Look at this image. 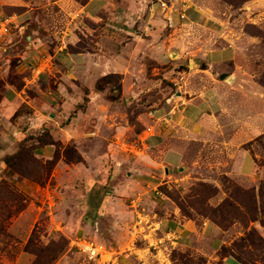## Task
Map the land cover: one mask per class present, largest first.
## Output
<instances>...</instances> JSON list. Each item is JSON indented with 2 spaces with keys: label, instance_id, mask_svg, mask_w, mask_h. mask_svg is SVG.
<instances>
[{
  "label": "rangeland",
  "instance_id": "rangeland-1",
  "mask_svg": "<svg viewBox=\"0 0 264 264\" xmlns=\"http://www.w3.org/2000/svg\"><path fill=\"white\" fill-rule=\"evenodd\" d=\"M173 1L176 0L159 1V4H164L160 5L162 10L169 12V19L175 9ZM180 1L183 0H178V3ZM193 1L219 15L225 14L223 18L228 20V25L231 24V34L239 53L236 59L239 68L237 94L226 100L225 112L218 121L222 123L219 135L224 139L221 142L227 146L221 145L215 149L210 145L199 147L196 143L186 146L185 164L171 169L169 174L165 172L164 185L158 189L161 194L152 195L169 205L171 212H167L168 218L176 215V218L188 224L191 239L183 247H171L165 257L161 254L160 262L152 258L147 264H264V227L261 222L264 219V0ZM10 29L0 38V49ZM197 29H192L188 34L186 43L181 42V49H168L166 58L160 62L146 54L142 59L134 60L133 65L128 67L131 73L125 75V82L120 75H115L103 84L102 91H96L94 86L93 92L100 94L99 97L92 95L83 85L80 90L75 87L74 90H67L68 95L74 96L76 101L79 98L78 104L70 111L64 108L68 121L52 124L49 128L44 126L39 130H30L15 143L14 152L13 146L7 148L0 139V264H14L21 251L32 255L31 264H55L63 255L66 256L64 264L88 263L83 256L68 253L69 238L76 235V231L69 226L78 227L90 221L95 226L94 209L80 208L85 187L79 181H71L73 173L72 170L67 172L66 166L73 169L74 165H95L104 174L103 171L109 167L122 165L121 179L124 180L126 172L130 171L128 165H144L148 154L144 144L152 134V131L147 132L146 119L168 98L184 94L185 89L190 94L203 88L199 74L194 73L205 68L201 60L180 56V51L196 49L206 38L200 28ZM81 39L80 46L87 48L88 45L92 50L90 40ZM213 44L209 42L208 46ZM44 70L47 68L44 67ZM189 72L193 76L185 85L186 80H182V76ZM8 81L18 86L20 84L15 73L9 75ZM4 85L5 82L0 81V107ZM48 88L51 92L56 90L51 82ZM30 94L33 97L39 95L34 91ZM62 111L54 106L44 115L50 123L55 117H47V114L57 116ZM19 116L24 118L23 122L19 123ZM32 117L30 109L22 106L11 123L17 124L18 129L25 132L28 119ZM74 118L77 119L73 124L75 138L50 136V130L60 131L59 126H65ZM231 125H234L233 129ZM40 138L53 144L55 155L52 160H45L35 153V150L45 147L38 143ZM242 151L252 157L255 165L250 177L252 164L249 158L244 160L243 174L234 170L236 165L241 164ZM61 161L65 164L62 171L57 169ZM59 171L61 173L57 174ZM25 180L37 184L38 190L32 191L23 186ZM110 189V183L101 184L86 195L88 199L93 197L96 201L103 191ZM131 200L130 208L137 210L140 216L142 214L137 220L138 228L144 225L148 230L143 227L144 234L151 232L154 235L160 225L158 216H149L150 220L145 221L147 208L145 212L142 210L145 206H133ZM25 210L27 216L25 214L18 220ZM159 211L157 208L151 209L156 215L160 214ZM28 220V225L23 223L25 232L21 235L26 244L20 247L21 241L13 229L20 230L21 223ZM86 231L77 235L106 244L99 235ZM141 240L149 245L148 255L153 254L154 257L158 244L142 236ZM137 245L144 246V243L138 242ZM127 249V246L122 249L121 257L124 260ZM107 258L112 256L108 255ZM135 263L139 264L138 261Z\"/></svg>",
  "mask_w": 264,
  "mask_h": 264
},
{
  "label": "crops",
  "instance_id": "crops-1",
  "mask_svg": "<svg viewBox=\"0 0 264 264\" xmlns=\"http://www.w3.org/2000/svg\"><path fill=\"white\" fill-rule=\"evenodd\" d=\"M159 1L85 0L82 3L81 0H0V25L7 19L12 23L0 49V81L5 82L0 107V139L7 148L13 146L12 152L15 143L30 130H39L44 126L49 128L52 124L68 121L64 108L70 111L78 104L79 98L76 101L74 96L68 95L67 90H74L73 87L80 90L83 85L92 95L99 97L100 94L93 92L99 79L120 75L125 82V75L131 73L128 67L133 65L134 60L142 59L143 54L151 55L160 62L166 58L168 49H181V42L188 41L187 36L192 29L200 28L206 35L196 49L180 51L181 58H199L203 63L205 68L194 72L199 74L203 88L190 94L185 89L184 94L168 98L146 119L147 132L152 131V134L144 144L148 149L144 165H128L130 171L126 172L124 180L121 179L122 165L109 167L103 171L104 174L95 165H74L73 169L66 166L67 172L72 170L71 181H79L87 194L94 192L101 184L110 183V191H103L100 201H95L93 197L88 199L85 193L79 206L82 210L89 207L94 209L95 226L91 221L78 227L69 226L76 231V235L69 240L80 237L77 234L82 231L86 233V230L99 235L107 245L98 243L107 248L113 264H136L135 261L147 264L152 258L159 261L161 254L165 257L171 247H183L191 239V230L186 222L176 218V215L168 218L167 212H171V209L167 203L157 200L156 196L161 194L158 189L164 185L165 172L185 164L186 146L196 143L199 147L210 145L215 149L226 145L221 142L224 139L219 135L222 123L218 121L225 112L226 100L237 94L239 68L236 59L239 53L231 34V24L228 25V20L223 18L225 14L219 15L193 0H183L181 3L176 0L173 1L174 13L169 19V12L162 10ZM82 37L90 40L92 50L88 45L87 48L80 46ZM209 42L214 44L208 46ZM12 73L19 77V86L8 81ZM192 76L191 72L184 73L182 80H186L185 85ZM50 82L56 88L54 92L48 91L52 89L48 88ZM33 91L39 95L31 96L30 92ZM22 106L28 107L33 115L28 119L30 126L25 132L18 129L17 124L11 123ZM54 106L63 111L57 116L47 114V117H55L49 121L50 124L44 112L52 110ZM23 120L19 116V123ZM76 121L74 118L65 126H59L60 131L50 130V136L75 138L73 124ZM237 127H240L239 124ZM230 128L233 129L234 125ZM35 153L45 160H52L55 150L49 145L35 150ZM240 153L241 164L236 165L234 170L243 174L244 160L249 158L252 164L250 177L255 171L252 157L246 151ZM64 165L61 161L57 169L62 171ZM25 185L32 191L39 187L26 180L23 181ZM154 194L156 196L153 198ZM136 196L135 201L131 200ZM130 200L133 206H145H141L144 211L147 208L146 216V211L143 213L145 221L158 216L160 225L154 235L151 232L144 234V228L148 231L144 225V228H138L137 220L142 214L140 216L137 210L130 208ZM152 208L160 210V214L152 213ZM26 210L18 220L25 214L27 216L30 209ZM23 223L28 225L29 220L21 223L20 230L13 229L21 241L20 244L18 242L20 247L26 244L21 237L25 232ZM141 236L158 244V249H153L157 251L154 257L153 254L148 255L149 245L141 240ZM138 242L144 243V246H138ZM150 242L148 244L151 245ZM126 246L125 261L121 255ZM70 252L74 251L68 248ZM65 258L63 255L55 264H64ZM32 260L31 254L21 251L14 264H31Z\"/></svg>",
  "mask_w": 264,
  "mask_h": 264
},
{
  "label": "built area",
  "instance_id": "built-area-1",
  "mask_svg": "<svg viewBox=\"0 0 264 264\" xmlns=\"http://www.w3.org/2000/svg\"><path fill=\"white\" fill-rule=\"evenodd\" d=\"M164 4H161L163 6ZM183 19L184 16L181 15ZM9 19L2 22L0 25V37L8 31V28L11 26ZM69 248L71 251H74L83 257H85L89 264H113L112 258H107L109 255L107 248L89 238L84 237H75L69 240Z\"/></svg>",
  "mask_w": 264,
  "mask_h": 264
},
{
  "label": "trees",
  "instance_id": "trees-1",
  "mask_svg": "<svg viewBox=\"0 0 264 264\" xmlns=\"http://www.w3.org/2000/svg\"><path fill=\"white\" fill-rule=\"evenodd\" d=\"M82 1V3H84L85 2V0H81ZM81 3V4H82ZM113 77H115V75H108V76H106V77H103V78H101L100 80H98L96 83H95V90L96 91H102L103 90V84L104 83H106L110 78H113ZM38 143L39 144H42V145H44V146H47V145H53L52 143H48L44 138H40L39 139V141H38ZM32 151L34 152V149L32 148ZM32 155H33V153L32 152H30ZM55 166V165H54ZM256 220H258V219H256ZM261 222H262V226L264 227V219H262L261 220ZM226 250V248L225 247H223V251H225ZM27 252V251H26Z\"/></svg>",
  "mask_w": 264,
  "mask_h": 264
},
{
  "label": "water",
  "instance_id": "water-1",
  "mask_svg": "<svg viewBox=\"0 0 264 264\" xmlns=\"http://www.w3.org/2000/svg\"><path fill=\"white\" fill-rule=\"evenodd\" d=\"M167 173L169 174V173H170V171H167Z\"/></svg>",
  "mask_w": 264,
  "mask_h": 264
}]
</instances>
